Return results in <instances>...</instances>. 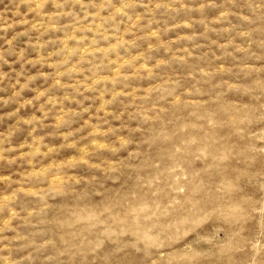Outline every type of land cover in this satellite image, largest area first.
Listing matches in <instances>:
<instances>
[{
  "label": "rangeland",
  "instance_id": "374dc122",
  "mask_svg": "<svg viewBox=\"0 0 264 264\" xmlns=\"http://www.w3.org/2000/svg\"><path fill=\"white\" fill-rule=\"evenodd\" d=\"M0 264H264V0H0Z\"/></svg>",
  "mask_w": 264,
  "mask_h": 264
}]
</instances>
